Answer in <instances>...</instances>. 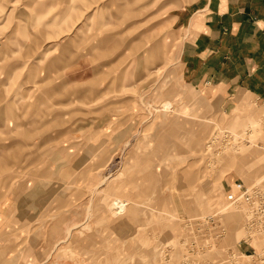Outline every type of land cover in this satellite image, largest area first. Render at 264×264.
Wrapping results in <instances>:
<instances>
[{
    "label": "rangeland",
    "instance_id": "374dc122",
    "mask_svg": "<svg viewBox=\"0 0 264 264\" xmlns=\"http://www.w3.org/2000/svg\"><path fill=\"white\" fill-rule=\"evenodd\" d=\"M187 1L0 0V264H264L216 213L264 186V107L184 85Z\"/></svg>",
    "mask_w": 264,
    "mask_h": 264
},
{
    "label": "crops",
    "instance_id": "0c3cea01",
    "mask_svg": "<svg viewBox=\"0 0 264 264\" xmlns=\"http://www.w3.org/2000/svg\"><path fill=\"white\" fill-rule=\"evenodd\" d=\"M177 22L184 30L180 68L186 87L228 101V107L233 97H238L235 106L245 100L239 96L264 107V0H193ZM236 183L244 184L237 178L229 185L218 215L231 202L230 187Z\"/></svg>",
    "mask_w": 264,
    "mask_h": 264
},
{
    "label": "built area",
    "instance_id": "2783aa9c",
    "mask_svg": "<svg viewBox=\"0 0 264 264\" xmlns=\"http://www.w3.org/2000/svg\"><path fill=\"white\" fill-rule=\"evenodd\" d=\"M229 198L231 202L228 209L241 211L245 216L243 227L246 236L243 243L250 246L254 241L264 239V186L236 183L230 187ZM198 224L208 226L207 229L213 231L210 236L208 232L205 233L204 241L207 244L210 241L219 242L225 235L226 231L218 215L188 222L189 228Z\"/></svg>",
    "mask_w": 264,
    "mask_h": 264
},
{
    "label": "bare ground",
    "instance_id": "6f19581e",
    "mask_svg": "<svg viewBox=\"0 0 264 264\" xmlns=\"http://www.w3.org/2000/svg\"><path fill=\"white\" fill-rule=\"evenodd\" d=\"M167 103V104H166ZM169 103L171 104V102H165V106L167 108H169ZM252 119L256 122V126L254 125V133H256L258 136L261 135V124L264 123V110L260 113H256V114H253L252 115ZM262 150H264V148H262ZM251 163H252V160H250ZM252 167H253V170H250L249 168V171H248V174H256V172H259V174L264 171V165H259V166H253V163H252ZM264 176V174H263ZM113 206V207H112ZM112 206H111V209H115V208H119L121 209L120 211H122L123 209V206H124V203L119 201V200H115L113 203H112Z\"/></svg>",
    "mask_w": 264,
    "mask_h": 264
}]
</instances>
